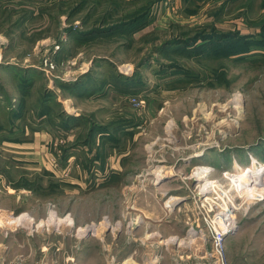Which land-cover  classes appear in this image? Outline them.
Masks as SVG:
<instances>
[{
  "label": "rangeland",
  "instance_id": "obj_1",
  "mask_svg": "<svg viewBox=\"0 0 264 264\" xmlns=\"http://www.w3.org/2000/svg\"><path fill=\"white\" fill-rule=\"evenodd\" d=\"M153 1L113 44L75 46L85 0H0V228L16 244L56 230L62 264H119L142 224L189 244L206 196L240 205L228 262L264 264V173H249L264 170V0L117 3L134 18ZM156 31L200 40L155 53L141 37ZM36 231L14 250L55 237Z\"/></svg>",
  "mask_w": 264,
  "mask_h": 264
},
{
  "label": "crops",
  "instance_id": "obj_2",
  "mask_svg": "<svg viewBox=\"0 0 264 264\" xmlns=\"http://www.w3.org/2000/svg\"><path fill=\"white\" fill-rule=\"evenodd\" d=\"M36 230H41L39 234L42 235H45L48 231V234L57 235L54 229V232H50L51 230L45 227ZM36 230L28 233V238L26 241H23V244L20 242L16 244L15 231L17 230L15 228H0V235L4 236V239L0 241V264H26L27 259L34 254H38V256L35 258L36 261L33 264H57V262L62 264V260H57L55 255L53 258L48 256V252L55 254L59 251L56 236L53 238H40V241H42L36 252L30 250L27 251V254H23L14 250L15 247L26 246L25 243L29 247L33 246L31 243H35L38 239L34 236L37 232ZM135 235L139 236L135 240L136 243L133 244V247L127 248L124 251L126 259L132 257L131 264H215L208 256L211 250L209 240L205 242L199 238H194L189 244H185V246H182L184 244L182 242L164 243L160 242L161 234L156 228L145 226L144 224L136 228ZM163 236L167 237L170 234ZM50 240L54 241V244ZM126 259L119 264H123ZM69 260L73 261L72 258Z\"/></svg>",
  "mask_w": 264,
  "mask_h": 264
},
{
  "label": "trees",
  "instance_id": "obj_3",
  "mask_svg": "<svg viewBox=\"0 0 264 264\" xmlns=\"http://www.w3.org/2000/svg\"><path fill=\"white\" fill-rule=\"evenodd\" d=\"M121 2H124V0H121ZM86 5L88 6V14L86 15V18L81 19L82 23L86 24V31L83 32H76L73 34L72 39H76L75 46L76 45H83V44H91L92 46H95L99 43H109L113 44V41L117 40L115 35H118L117 33L124 30L126 26L133 25L135 23L141 22L142 16L146 17L149 12L152 9L153 4L150 5V3H142L140 4V12H138L137 16H129V14L124 13L126 9H122V6H120L117 3V0H85ZM109 4V5H108ZM89 18H94L92 22L89 21ZM87 21V22H86ZM86 22V23H85ZM163 33V32H162ZM159 33V32H153L151 34H147L143 37H141V42H145L146 44L154 43L156 41H160V47L158 44L153 45L155 53L163 51L167 48L174 49V46H183V47H189L193 42L199 41V36H195L189 41L186 40H161V36H165V33ZM130 42L132 40L130 39ZM118 48H115V50H119L122 47H129L126 43L121 42L118 40ZM139 46L136 47V49L145 48V46H142L140 43H138ZM74 48V47H73ZM189 49V48H187ZM153 51V50H151ZM186 51V50H185ZM151 53L146 54L141 61L137 64L136 69H140L143 65L146 64L151 58L148 57ZM111 55H114L113 52ZM58 84L62 85V82H57ZM78 83H76L77 85ZM74 84L71 86L73 87ZM89 88L88 86H81V89L78 92H74L75 95L79 98L84 97L85 95L88 96L89 91L86 89ZM86 89V90H85ZM91 89V88H89ZM31 90V85L29 87V92ZM82 91H84V95L82 94ZM45 100V105H47ZM44 107H47L45 106ZM75 118V117H71ZM67 124V123H66ZM63 127V126H62ZM65 128V127H64ZM66 131V130H65Z\"/></svg>",
  "mask_w": 264,
  "mask_h": 264
},
{
  "label": "built area",
  "instance_id": "obj_4",
  "mask_svg": "<svg viewBox=\"0 0 264 264\" xmlns=\"http://www.w3.org/2000/svg\"><path fill=\"white\" fill-rule=\"evenodd\" d=\"M232 183H234L233 180ZM234 184L239 185V183ZM216 191L217 190H214L213 192L218 195ZM237 193L238 195H242L239 194L238 191ZM199 198L201 205H204V203L209 204L208 201H211L210 213H213V215L207 214V216L204 217L207 229L199 226L191 227L187 231L186 238L190 241L194 238H199L205 242L209 240L211 244V250L208 253L209 258H211L215 264H230L226 258V240L237 228L240 205L224 201L223 204L218 203L215 201L217 199H211L206 196Z\"/></svg>",
  "mask_w": 264,
  "mask_h": 264
},
{
  "label": "bare ground",
  "instance_id": "obj_5",
  "mask_svg": "<svg viewBox=\"0 0 264 264\" xmlns=\"http://www.w3.org/2000/svg\"><path fill=\"white\" fill-rule=\"evenodd\" d=\"M198 169H200V168H198ZM202 170H208L209 168L208 167H202L201 168ZM264 170H260L259 171V169L258 168H254V170H252L251 172H249L250 174H252V173H254L256 176H261L264 172H263ZM237 175L236 176H249L250 174L249 173H246V171H244L243 169H241V168H239V169H237ZM176 201V197H173V198H171L168 202H167V205L168 206H171V202L172 201ZM22 218H24V219H26L25 218V216H21V217H14V218H11V221H10V223H16V222H21V220H22ZM24 219H23V221H24ZM53 220H56V219H53ZM31 221V220H30ZM26 223H28V222H26ZM132 257H129L128 259H126L124 262H123V264H131L132 263V259H131Z\"/></svg>",
  "mask_w": 264,
  "mask_h": 264
}]
</instances>
